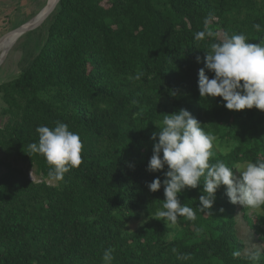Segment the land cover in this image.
I'll return each instance as SVG.
<instances>
[{
    "label": "trees",
    "instance_id": "trees-1",
    "mask_svg": "<svg viewBox=\"0 0 264 264\" xmlns=\"http://www.w3.org/2000/svg\"><path fill=\"white\" fill-rule=\"evenodd\" d=\"M204 30L216 35L195 40ZM225 31L264 42V0H59L31 62L0 84L12 122L0 128V139L54 180L44 156L27 152L38 141V126L60 121L79 134L82 163L54 186L12 168L0 178V264H102L109 247L112 264H264V220L241 208L261 239L259 251L246 253L236 204L223 185L212 214L199 210L202 183L185 187L178 199L196 219L178 217L179 229L151 217L164 191L163 184L155 192L147 184L163 181L167 166L149 172L147 164L158 140L152 138L159 132L155 123L164 115L186 109L206 133L229 145L210 163L237 167L264 159V110H230L221 97L199 95L198 71L214 75L204 57ZM137 73L139 80L129 79ZM141 218L143 225L125 230ZM252 254H259L258 262Z\"/></svg>",
    "mask_w": 264,
    "mask_h": 264
},
{
    "label": "clouds",
    "instance_id": "clouds-1",
    "mask_svg": "<svg viewBox=\"0 0 264 264\" xmlns=\"http://www.w3.org/2000/svg\"><path fill=\"white\" fill-rule=\"evenodd\" d=\"M253 28L260 32L259 23ZM212 31H198L194 39L205 40L214 37ZM199 62V57L196 58ZM205 68L214 75L209 78L205 69L198 71V90L203 99L221 97L224 107L230 110H264V42L251 43L245 34L225 31L219 40H214L204 57ZM142 73L130 76L139 80ZM135 103V101H133ZM158 133L152 138L158 140L153 145L152 155L147 164L149 172H157L167 166L164 179L154 178L147 184L149 191L155 192L163 184L164 199L161 209L154 215L156 219H167L171 224L183 216L188 220L196 219V212L186 204H181L178 194L185 187L197 188L203 185L199 196V210L210 214L215 202L217 189L225 186L229 202L243 207H264V159H255L243 167H229L223 161L210 163L214 156L215 137L206 133L200 122L186 109L163 116L162 123H155ZM38 141L29 145V154L44 156L51 166L50 176L62 181L64 174L82 163L83 144L78 133L69 129L66 123L56 121L53 127L40 125L36 128ZM162 154V155H161ZM233 168L240 171L236 177ZM203 178V180L201 179ZM223 211V209H220ZM114 249L104 250L102 264H112ZM239 257L240 252L233 253ZM249 259L259 261V254Z\"/></svg>",
    "mask_w": 264,
    "mask_h": 264
},
{
    "label": "rangeland",
    "instance_id": "rangeland-1",
    "mask_svg": "<svg viewBox=\"0 0 264 264\" xmlns=\"http://www.w3.org/2000/svg\"><path fill=\"white\" fill-rule=\"evenodd\" d=\"M49 1L51 0H0V35L28 22ZM54 10L49 14L44 23H42L39 27L22 34L12 45L4 61L0 65V84H4L17 77L31 62L45 39L46 26ZM4 40L0 43V53H2L8 43L4 42ZM5 109L6 104L3 102L0 93V128H3L8 123H12L9 120V116L4 113ZM214 145V154L219 152L225 153L229 150V145H227L224 141L219 140L217 137H215ZM245 165L246 163L240 164L237 167H243ZM10 168L21 170L30 181H45L48 185L52 186L57 184L55 180L45 178L35 164L20 159L14 151L7 149L2 144V140L0 139V178H2ZM234 175L236 177L240 176V171L236 168ZM236 208L237 232L239 237L245 243V252L256 253L261 249V239L246 225L244 219L242 218L241 208L244 209L243 213L248 215L250 214L252 216L255 214L258 215L260 219L264 220V207H243L237 203ZM145 221V218L132 220L128 223L125 230L127 232H132L143 225ZM173 226L179 229L177 225ZM262 228L264 229V224L262 225ZM173 236L174 234H170L169 239L173 238Z\"/></svg>",
    "mask_w": 264,
    "mask_h": 264
},
{
    "label": "water",
    "instance_id": "water-1",
    "mask_svg": "<svg viewBox=\"0 0 264 264\" xmlns=\"http://www.w3.org/2000/svg\"><path fill=\"white\" fill-rule=\"evenodd\" d=\"M59 0H54L53 3L45 8L43 11H41L38 16L36 17L35 20H33L32 22L29 23H25L22 24L20 26H18L15 29H11L5 33H3L2 35H0V43L10 34L15 33L16 37L14 38V40L11 42V44H9L0 54V65L2 64V62L4 61L6 55L8 54V51L10 50V48L12 47V45L16 42V40L24 33L31 31L37 27H39L45 20L46 18L49 16V14L56 8L57 4H58Z\"/></svg>",
    "mask_w": 264,
    "mask_h": 264
},
{
    "label": "bare ground",
    "instance_id": "bare-ground-1",
    "mask_svg": "<svg viewBox=\"0 0 264 264\" xmlns=\"http://www.w3.org/2000/svg\"><path fill=\"white\" fill-rule=\"evenodd\" d=\"M53 1L54 0H51V1H49L32 19H30L28 22H26V23H29V22H32L33 20H35L36 19V17L38 16V14L41 12V11H43L45 8H47V7H49L52 3H53ZM16 37V34L15 33H13L12 35H9V36H7L6 38H5V40H4V42H8L7 44H6V46H5V48L9 45V44H11V42L14 40V38ZM4 48V49H5ZM1 54V53H0Z\"/></svg>",
    "mask_w": 264,
    "mask_h": 264
}]
</instances>
